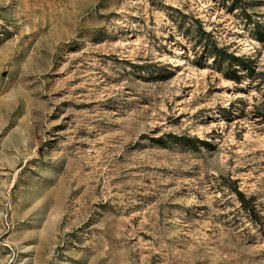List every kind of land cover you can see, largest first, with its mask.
Masks as SVG:
<instances>
[{"label":"rangeland","instance_id":"obj_1","mask_svg":"<svg viewBox=\"0 0 264 264\" xmlns=\"http://www.w3.org/2000/svg\"><path fill=\"white\" fill-rule=\"evenodd\" d=\"M0 264H264V0H0Z\"/></svg>","mask_w":264,"mask_h":264},{"label":"trees","instance_id":"obj_2","mask_svg":"<svg viewBox=\"0 0 264 264\" xmlns=\"http://www.w3.org/2000/svg\"><path fill=\"white\" fill-rule=\"evenodd\" d=\"M229 1V0H228ZM198 34H199V38L203 41H206L205 39L208 37V35L201 29L198 28ZM209 42H206V46L208 45ZM211 51V54H213V56L215 58H217V60L221 63H225L227 64V68L231 69L232 65H235V63H238V66L240 65L241 69H244L247 73L249 72V76L252 77L253 74L255 73L254 68H253V62L252 61H248V62H242L239 58H236L232 55H228L225 54L222 50L218 49L212 42L210 44V46L208 47ZM230 72L233 73V71L230 70ZM234 78L239 81L240 80V76H236L234 75ZM238 196H240V194H238Z\"/></svg>","mask_w":264,"mask_h":264}]
</instances>
